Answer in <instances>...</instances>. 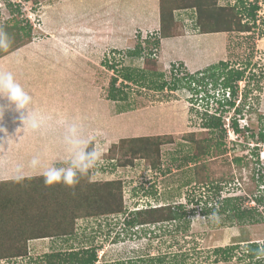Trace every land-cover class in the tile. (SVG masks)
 <instances>
[{"label": "rangeland", "instance_id": "rangeland-1", "mask_svg": "<svg viewBox=\"0 0 264 264\" xmlns=\"http://www.w3.org/2000/svg\"><path fill=\"white\" fill-rule=\"evenodd\" d=\"M4 1L5 8L0 9V30L6 29L13 34L10 46L18 47L14 49L17 53L11 54L14 58L0 56V72H11L22 88L41 89L42 92L34 91L32 98L43 101L44 110H55L61 115L64 124L60 127L65 129L71 123L79 125L83 135L91 139L93 147L102 154L98 166L90 170L89 179H120L124 211L75 218L72 233L56 236L53 240L28 241L27 255L0 259V264H48L55 259L51 253L75 251L81 255L86 249L95 252L93 264H149L146 259L152 250L164 255L165 264H264V257L251 259L249 256L251 242L261 244L264 241V203L253 202L255 197L264 196V190L257 192L255 183L250 180L251 164L247 159V154L252 155L249 147L255 145V140L248 134L227 132L223 135L219 128L204 125L213 113L221 114L225 123L236 116L240 125L246 123V115L235 114L234 107L228 106H223L226 111L222 112V107L216 103L221 93L215 94L216 99L200 101L185 88L158 90L121 77L117 78V85H127L124 102L106 97L111 77L117 75L104 65V60H115L118 69L128 66L146 70L143 58L130 56L127 51L138 43L145 44V51H150L151 44L132 36L136 35L133 30L139 24L157 25L158 0H18L15 3L19 4V10ZM243 1L245 11L254 3L258 6L251 31L200 33L198 29L191 31L181 26L182 35L165 43V63L159 58L161 44L153 50V57L157 70L165 71L167 80H170L169 68L173 62L181 63L185 71L187 62L188 70L193 73L211 72L220 61L240 62H231L239 68L247 64L242 68L245 75L238 82L234 106L239 104L247 88L246 103L257 107L250 114L257 118L264 115V0ZM218 3L237 7L239 0H218ZM104 9L107 12L106 38L100 22ZM51 17L55 19L54 24H51ZM15 23L24 28L15 29ZM190 31V34H197L183 35ZM231 52L237 56L228 57ZM137 80L142 81V78ZM57 90L56 102L48 99L53 98ZM121 111L133 113L118 120L112 117ZM252 121L255 131L260 126L256 119ZM116 131L120 132L115 134ZM144 132L172 136L170 142L160 145L158 166L152 168L142 158L135 159L132 166L117 165L122 154L117 147L110 151V146L120 138ZM191 132L195 140L211 145L209 153H199L194 159L197 147L190 141ZM63 135L64 132L62 139ZM217 145L218 150L214 148ZM261 146L258 156L252 155L259 160L256 168L260 167V175L264 173V143ZM113 156L115 158L111 159ZM236 156L242 160L235 162ZM5 158L0 156V166ZM13 177L0 174V183L5 181L0 184L1 191L11 192ZM228 196L240 199L231 202L230 210H222V198ZM167 202L176 210L175 222L136 227L128 224L132 215H126L128 210ZM233 205H239L242 214L247 211L243 214L244 222L239 221V211H234ZM155 235L162 238L151 240ZM230 235H234L232 240H228ZM221 244L234 248L218 251L216 256L212 254L211 250Z\"/></svg>", "mask_w": 264, "mask_h": 264}, {"label": "trees", "instance_id": "trees-1", "mask_svg": "<svg viewBox=\"0 0 264 264\" xmlns=\"http://www.w3.org/2000/svg\"><path fill=\"white\" fill-rule=\"evenodd\" d=\"M7 1L9 7L13 6L18 10L20 9L18 8L19 4L11 0ZM239 4L235 7L233 4L220 5L218 0H158V31L147 33L145 36L140 32L135 35V38H138L142 43L152 45L150 51H145V44L142 46L140 43L127 51L130 56L143 58L146 70L142 68L143 71H140L138 68L133 69L128 66L118 69L116 67L117 63L114 62L115 60L113 62L104 60V65L115 72L114 75H117L111 77L106 95L107 99L124 102L126 98L124 87L127 85L125 83L117 85L118 77L136 84L142 82V84L153 86L158 90L166 88L173 91L185 88L191 91L194 96L200 91L199 86L203 87L210 81L214 88L219 87L220 91L218 93H221V97L218 96L220 98L216 99L215 94L211 95L206 91L208 94L207 100L209 98L216 99V103L222 107V112L226 111L223 106H228L230 108L234 107L235 114L246 115L245 124L240 125L237 117L234 116L231 122L229 121V127L234 134H248L255 140V145H249V148L252 155L257 157L258 147L264 143V115L260 114L257 118L251 117V111L255 112L257 107L247 105V88H245L243 94L241 93L242 97L239 104L234 106L239 92L238 82L245 75L242 68L245 69L247 64H245V67L239 68L232 63L241 64L240 62L226 60L216 63L211 72L199 71L193 73L188 69V71L183 70L185 68L181 63L175 64L173 62L169 68L171 77L170 80H167L165 78L166 72L157 70V61L153 57L155 55L153 50L160 45L161 38L182 35L180 29L183 24L176 17V10L192 9L193 15L185 24L192 28L195 27L200 33L251 31L256 20L258 6L254 3L245 11L244 1L239 0ZM16 25V23L13 24V26ZM193 25H196L197 28ZM13 26L10 27L12 28ZM22 28L24 26L18 25L15 29L19 30ZM4 32L11 39L10 36L12 37L13 34L6 29H4ZM16 36L19 38L17 32ZM17 47L14 45V47L9 46L6 49L0 48V56L9 53ZM113 52L116 51L114 50ZM229 56L233 57L237 56V54L231 52V54L228 53ZM245 62L249 63V61ZM138 78H142V81L137 80ZM226 92L229 93V96H227ZM254 119H256L257 125L259 124L260 126L256 129L258 131L255 130L256 133L251 125ZM204 125L208 128H219L223 135L227 133L226 123L221 114L214 115L213 113V115H209ZM192 134V132L189 133V136L190 141L196 144L197 149L194 159H197L199 153L201 155L209 153L211 145L200 143L194 139V136L192 137ZM171 140L172 136L170 134L123 137L110 146V151L117 147L116 150L121 152V158L117 160V165L119 166H132L135 159L142 158L148 161L150 167L156 168L160 160V145ZM220 144H222V141L219 142ZM90 147H93V143ZM214 148L218 150V145ZM250 154H247V159L251 164L250 180L255 183L258 192V182L255 178V173L259 160L257 158L254 159ZM114 158V156L111 157V159ZM241 160V157L236 156L234 158L235 162H240ZM89 178L90 171L86 176L81 177L79 183L74 187H68L63 183L46 185L42 175L35 178L25 177L20 182L12 180L14 184L10 187L11 192L7 193L5 190H0V259L24 257L28 252L27 242L31 239L67 236L72 233V224L75 218L84 215L96 216L124 211L122 181L120 179L94 181ZM4 182L2 181L1 183ZM262 196L255 197L254 201L258 204L264 203V196ZM222 199V210H226V208L230 210L232 208L231 202L240 199V197L228 196ZM233 206L234 211H239L240 217L236 215L239 217V221L242 222L243 214L247 213V211H243L244 213L242 214L239 210V205ZM130 214H132L130 216L131 219L127 222L131 225L171 222L178 218L175 208L170 204L140 208L135 211H129L126 215L129 216ZM246 221L248 220L246 219ZM251 245H249L251 251L249 256L251 259L253 257H264V241L261 244L251 242ZM233 248L231 247L229 250ZM50 256L55 259L50 260L48 264H93L95 260V252L88 251V249L83 250L81 255L78 252L69 251L66 254L61 252L51 253Z\"/></svg>", "mask_w": 264, "mask_h": 264}, {"label": "crops", "instance_id": "crops-1", "mask_svg": "<svg viewBox=\"0 0 264 264\" xmlns=\"http://www.w3.org/2000/svg\"><path fill=\"white\" fill-rule=\"evenodd\" d=\"M191 10L192 9H190V10L189 9L176 10L175 15L179 20H181L184 29L189 28L191 31H197V29H195V27L192 28V27L185 24L190 19V17H192V15H193ZM152 18H155V17H152ZM54 22H55V19H53L51 17V24H54ZM100 22L102 25L101 28L104 29L102 35H104V37L106 38L107 37V34H106L107 31L106 30H108V29L106 28L107 12L105 9H104V13L102 14V17L100 19ZM134 22H135V20L131 22V25ZM137 24H138V22H136V25ZM115 25L117 26V23ZM64 27H66V26H64ZM158 27H159V9H158V22H157L156 26H150L148 24H145V25L139 24L137 27L135 26L133 33H138L137 31H139L140 33H142V32L144 33V34L142 33V35H146L147 33L158 31ZM82 28L85 29V27H83V26H82ZM120 28L121 27H117L118 30ZM191 31L186 33V34H183V35H195V34H197L194 32L192 34H190ZM213 33L225 34V32H213ZM133 37H135V34L132 36V38ZM174 37H176V36L165 37V38H162L160 41L161 51H160L159 58H161L164 63H165L164 57L166 55L165 54V52H166L165 43L167 42V40L172 39ZM127 39H128V37H127ZM114 43H116V42H113V44ZM12 53H17V52H16V50L11 51V52L7 53L6 55H4L3 58L6 56H9V55L11 57L13 56V58H14L15 55H11ZM186 66L189 69V65L187 62H186ZM191 72H193V71H191ZM22 89L24 90V92H26L31 97V101L27 105L26 109L21 110V112H23L26 115V111H27V113L29 115H35L38 120L43 119L44 125L39 130L33 131V130L23 126V124L20 120L21 112H17L14 109V106L13 107H6V108H4V110L0 111V156H3V158H5V157L7 158V159L5 158L6 160L3 161L4 163H2L0 166V172H3L0 174H4V175H8V176H14L15 170L18 166H22L23 175H31V176L38 175L39 173H41L42 169L47 168L53 164L56 167H66L67 166L66 161L68 160L69 155H68V152L66 150V147H65L63 139H62V133L64 132L65 129L63 127H60V125L64 124V122L61 120V115H59V113L56 114L55 110H51V111H48V109H46L47 111L44 110V108H43L44 102L43 101L39 102L38 101L39 99L32 98L33 94L35 93L34 91L42 92V91H40L41 89L40 90L34 89V91H31L32 89H28L26 87H23ZM57 98H59V91L58 90L54 93L53 98H48V99H50L51 101H55V99H57ZM46 102H48V101L46 100ZM132 113H133V111H131V112L130 111H128V112L121 111L119 113H116L115 116L113 115L112 117H114V119L118 120V119L122 118L123 116H128ZM139 129L140 130H146V128H143V127H140ZM120 131H116L115 134L119 133ZM121 133H124V132H121ZM135 134L136 133H134L133 135H135ZM154 134H161V133L159 132V133H154ZM120 135L124 136V134H120ZM143 135H149V134H146L144 132V133L140 134L139 136H143ZM93 142H94V140H93ZM59 143H61L60 147H59ZM33 157H38L40 160V168L37 170H33L30 167V161L33 159ZM6 179H8V178H6ZM154 198H157L156 195L154 196ZM163 204H170V203L167 202V203H163ZM148 205H151V204H148ZM136 209H138V208L134 207V209H130L127 212L135 211ZM175 220L171 221V222L152 223V225L153 226H156L159 224L163 225L165 223L175 222ZM137 225L138 224L131 225V226L136 227ZM142 225H144V224H142ZM149 225H151V224H149ZM160 236L161 235H155L151 238V240L154 241L155 239L156 240L161 239L162 237H160ZM185 237H187V236H185ZM227 237L229 238L228 240H232L234 238V235H232V236L230 235ZM54 238L55 237H50V238L45 237V238H38V239H40V240L52 239L53 240ZM226 238L224 239L225 241L227 240ZM34 240H37V239H31L29 241H34ZM228 240L226 242H228ZM149 244H148V246H151V243H149ZM227 248H231V245L226 246L224 244H221V245L215 246L213 248V250H211V251H212V254H214L216 256L217 255L216 252L223 251L224 249H227ZM149 256H150L149 259H146V261H148L149 264H165L166 263L165 257L163 254H159V253L155 254V253H153V250H152V252H150ZM175 258L176 257H174L173 259L176 260ZM182 260L184 261V259H182Z\"/></svg>", "mask_w": 264, "mask_h": 264}, {"label": "clouds", "instance_id": "clouds-1", "mask_svg": "<svg viewBox=\"0 0 264 264\" xmlns=\"http://www.w3.org/2000/svg\"><path fill=\"white\" fill-rule=\"evenodd\" d=\"M10 43L8 34L0 30V48L6 49ZM30 101L31 97L15 81L11 72H0V111L6 107L14 106L17 112H21V110L26 109ZM20 120L23 126L33 131L39 130L44 125L43 119L38 120L35 115H29L27 111L26 115L21 112ZM63 142L69 155L66 161L67 166L56 167L53 164L42 169L41 175L46 185L63 183L65 186L74 187L79 183L81 177L86 176L91 169L98 166L102 154L95 147H90L91 139L83 135L76 123H71L65 127ZM30 167L33 170L40 168L38 157H33L30 161ZM13 179L16 182L25 179L22 166L16 168Z\"/></svg>", "mask_w": 264, "mask_h": 264}, {"label": "built area", "instance_id": "built-area-1", "mask_svg": "<svg viewBox=\"0 0 264 264\" xmlns=\"http://www.w3.org/2000/svg\"><path fill=\"white\" fill-rule=\"evenodd\" d=\"M11 1H13V2H19L18 0H11ZM5 7V1L4 0H0V9H2V8H4ZM199 89H200V91L198 92V94H196L195 95V97H199V99H200V101H202V99H208L207 98V93H206V91L209 93V94H218L219 95V93H218V91H220V89H219V87H217V88H214L213 87V84L209 81V82H207V84L206 85H204L203 87L202 86H199ZM204 89V90H203ZM227 93V96H229L228 94V92H226ZM216 97V96H215ZM214 98H209V100H213ZM197 106H199V102L197 103ZM226 127H227V132L229 133V132H232V130L230 129V127H229V123L227 122L226 123ZM262 147V146H261ZM263 169V168H262ZM256 173H255V178H256V180H257V182H259L258 183V192L259 191H263L264 190V173H261V175L258 173L259 172V170H260V167H258V169L256 168ZM253 202H254V200H253Z\"/></svg>", "mask_w": 264, "mask_h": 264}]
</instances>
